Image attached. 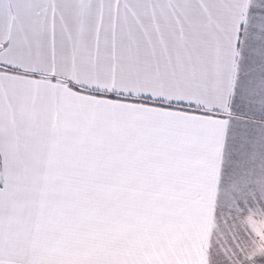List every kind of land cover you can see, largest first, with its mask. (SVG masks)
<instances>
[{
  "label": "snow or ice",
  "instance_id": "6c2138e0",
  "mask_svg": "<svg viewBox=\"0 0 264 264\" xmlns=\"http://www.w3.org/2000/svg\"><path fill=\"white\" fill-rule=\"evenodd\" d=\"M0 264H264V0H0Z\"/></svg>",
  "mask_w": 264,
  "mask_h": 264
}]
</instances>
